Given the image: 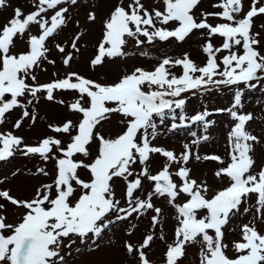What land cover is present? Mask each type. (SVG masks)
<instances>
[{"label": "snow or ice", "instance_id": "6c2138e0", "mask_svg": "<svg viewBox=\"0 0 264 264\" xmlns=\"http://www.w3.org/2000/svg\"><path fill=\"white\" fill-rule=\"evenodd\" d=\"M77 2L34 0V11L24 14L17 7L12 17L0 26V124L6 113L15 107L24 109L22 118L29 117L27 106L34 100L38 102L41 92L46 93L45 99L52 101L55 91H75L78 97L68 108L81 116L75 124L68 120L61 126L49 125L55 133L68 134L66 144L47 136L36 145H27L12 132L0 133V161L19 150L24 156L39 155L45 162L54 161L55 169L53 180L36 187L30 198H17L10 190L0 189V200L5 202L0 203V264H64L60 253L66 238L75 235L83 240L89 234L99 237L110 225L128 220L134 214L143 216L148 210L154 213L152 225H158L162 209L153 204L154 196L166 197L168 205L176 212L175 239L167 244L164 264H179L186 255V247L196 244L200 245L199 264H264V231L256 223L264 224V165L253 171L256 161L251 155L260 139L246 128L254 115L240 111L244 89H256L264 80V50L260 39L264 24L254 31V18L264 15V0H251L246 11L242 0H220L212 7L222 11L201 10L199 19L194 10L201 0H162V9L146 8L142 0H132L125 7L123 0H118L103 20L97 54L90 60L92 67L102 65L105 58L125 55L122 48L127 43L126 38L135 39L137 45L144 42L141 36L149 43L169 38L183 42L194 31H201L208 38L201 46L206 54L204 63L197 65L185 53L175 60L164 58L151 71L137 67L111 83H101L74 71L47 83H38L33 71L47 59L46 41L68 22L69 7L61 5L75 6ZM5 3L6 0H0V8ZM49 10H53V14L46 20L42 14ZM209 17H219L225 22L213 25L208 22ZM87 18L95 22L96 15L89 12ZM170 23L176 26L170 29L167 27ZM31 24L38 25L39 34L28 33L27 48L12 54L15 38H23ZM80 35L83 33L71 42V48L77 52ZM217 35L223 38L220 46L211 42ZM55 47L60 53L66 51L59 43ZM225 52L227 54L218 55ZM72 58L69 52L62 63L69 66ZM174 66L182 67L179 76L169 70ZM29 77L33 81L31 84ZM221 87L235 88L231 107L215 109L229 113L234 121L227 133V158L194 153L193 146L209 140L208 135L198 136L196 132L190 133L194 139L182 145L179 155L153 144L162 134L160 126L166 119L173 121L168 132L187 127L186 120L200 122L206 131L214 123L206 119L211 113L205 109L187 117L184 112L187 97L182 94L195 95ZM5 94H11L7 102L3 99ZM28 96L32 99H27V104L18 99ZM110 114L122 117V130L115 136L97 131ZM31 118L34 120L35 116ZM177 120L179 123L175 122ZM21 124L22 119H19L13 127L19 128ZM73 129L75 134H72ZM92 143L97 144L95 154L89 150ZM154 154L162 156L165 162L161 170L152 174L150 160ZM77 155L90 160L88 163L76 160ZM192 159L217 162L220 166L213 175L221 183L226 179L228 184L213 190L207 180L192 178V169L187 166ZM137 163L141 168L134 173L133 166ZM176 163L180 166L173 173L170 168ZM81 168L87 170V179L80 177L78 170ZM36 172L45 177L50 175L45 168H37ZM134 175L135 178L130 179ZM114 178L124 182L121 199L116 198ZM144 180L153 182L154 186L145 198H141L135 193L143 190ZM182 195L183 202L177 203ZM252 197L256 205L254 219L240 226L241 239L231 242L236 255L230 257L227 254L229 243L224 242V229ZM122 200L124 206H121ZM6 204L22 209L15 213L13 223L7 222ZM243 212H249V208L243 207ZM134 227L130 225L129 236ZM160 239L164 240L163 233ZM153 240V234L148 233L138 245L124 242L127 254L130 257L135 254V264H153L145 251Z\"/></svg>", "mask_w": 264, "mask_h": 264}, {"label": "rangeland", "instance_id": "374dc122", "mask_svg": "<svg viewBox=\"0 0 264 264\" xmlns=\"http://www.w3.org/2000/svg\"><path fill=\"white\" fill-rule=\"evenodd\" d=\"M118 0H78L75 6H68L69 13L68 22L62 26L53 37L46 41V46L49 51L46 53V60H42L39 67H36L33 74L36 76V82L47 83L56 78L63 77L68 72H77L80 75L97 80L101 83H111L117 80L121 75L132 72L135 68L140 67L145 70H153L164 58H182L185 53L189 54L197 65H202L206 59V54L202 51V45L208 39L201 31H194L183 42L176 41L175 38H169L167 41H160L159 39L149 43L145 37H139L142 44L137 45L135 39L126 38L127 43L123 46L122 51L125 55L115 58H105L102 65L92 67L90 60L97 54V45L102 38L103 20L108 16L110 10ZM132 0H123V5L126 7ZM220 0H201V3L194 10L197 18H201L199 13L201 10L205 12H218L222 11L219 8H213L212 5L219 3ZM146 8L152 7L163 8L162 0H142ZM245 11L250 7L251 0H242ZM19 7L24 14H28L35 10L34 0H6L5 5L0 8V26L6 23L13 15V10ZM94 12L96 15L95 22L88 20V13ZM53 14V10H49L47 14H42L44 19H49ZM256 28L254 31L259 30V25L264 24V15L254 18ZM209 23L215 25L216 23L225 22L219 17H209ZM160 26V25H158ZM174 23H170L167 27L170 29L175 27ZM28 33L38 35L39 28L36 24H31L28 31L23 38L17 37L14 40V46L11 49L12 54H19L27 48ZM79 36L77 47L79 51L71 48V42L78 34ZM261 49L264 50V31L261 32ZM211 42L214 46H220L223 38L213 36ZM61 44L65 47V53H60L55 44ZM236 50V49H234ZM71 52L73 58L69 66L62 63V59L67 53ZM227 54L221 53L218 55ZM55 61V63H49ZM167 67V66H166ZM169 70L175 75L179 76L182 73L181 66L170 67ZM56 74V76L53 75ZM28 83H33L31 78H28ZM243 88V85L240 86ZM264 80L261 81L260 86L256 89H244L241 102L243 113L251 112L254 119L246 124L247 130L257 135L260 143L254 145L253 155L256 166L253 171L259 169L264 165ZM235 88L221 87L220 89H212L206 92H197L192 95L191 92L182 94L187 97V102L184 108L185 115L190 117L192 114L202 112L207 109L211 115L206 117L214 123L205 131L200 122L185 123L187 127H182L172 132H168L167 128L173 122L171 119H166L164 125L160 126L159 135L153 144L165 147L166 149L173 150L177 155L182 151L184 143H191L194 139L190 135L191 132H196L198 136L208 135V141H202L200 144L192 147L194 153H199L201 156L206 154H217L221 157H226L228 141L227 133L233 126L234 121L227 112H216L218 108L231 107L234 102ZM46 93H38L39 100L33 101L31 105L27 106L30 116L22 118L24 109L15 107L10 112L6 113L4 122L0 124V133L12 132L13 135L23 138V143L27 145H36L38 142L47 136H53L61 139L65 144L69 141L68 134L55 133L51 130L49 125L61 126L63 122L71 120L73 123H78L81 118L80 114L70 111L68 105L71 104L77 97L78 93L75 91H55V99L49 101L45 99ZM4 101L7 102L11 99L10 95L4 96ZM21 103L27 104V98H18ZM64 101V103H60ZM180 112L179 109L176 110ZM35 116L33 120L31 117ZM22 119V124L19 128H14L17 120ZM122 117L119 114H110V118L102 122V127H98L97 131L105 136H115L122 130L120 123ZM179 123V121H175ZM72 134H75L73 129ZM2 147V145H0ZM89 150L95 154L97 144L92 143ZM76 160H84L88 163L90 158H84L80 155L75 157ZM165 159L159 154H154L150 160V171L155 174L162 169ZM180 165L173 164L170 171L173 173ZM192 169L191 177L198 181L207 180L208 184L213 190L220 189L228 184L225 179L223 183L216 180L213 173L220 166L214 161H200L195 159L190 160L187 165ZM37 168H45L50 173L48 177L43 176L36 172ZM141 166L139 163L133 166L134 173H138ZM82 179L88 178L87 170L81 168L78 170ZM55 175L54 161H43L39 155L24 156L19 150L14 152V155L4 161H0V189L10 190L11 195L17 198H30L35 191V188L42 183H50ZM130 177V179H134ZM173 179L179 183V179L173 176ZM74 183V182H73ZM114 188L116 191V198L121 199L122 186L124 184L122 179L113 180ZM153 182L147 180L143 181V190L137 191L135 195L145 198L146 193L153 188ZM211 193H209L210 195ZM184 200L183 195L178 198L177 203H182ZM152 202L156 207L162 209L161 222L153 226L151 217L154 214L152 210H148L143 216L133 215L130 219L125 221H118L99 236L96 237L89 234L86 239H81L78 236L72 235L64 240V247L61 248V255L64 257V264H135L134 256L130 257L124 247V242L128 241L134 245L142 242L145 234L151 233L154 240L150 247L145 251L148 258L153 264H164V253L167 250V244L172 243L175 239L174 230L177 225L175 219L176 212L173 207L168 205L166 197H153ZM0 203H5L0 200ZM121 206H124L122 200ZM8 209L7 222L13 223L15 220V213L22 211L16 209L10 204H6ZM243 207H248L249 212H243ZM240 210V214L231 218L229 224L225 227L224 242L229 243V250L227 254L230 257L236 255L231 249V242L241 239L240 226L253 221L255 214V197H252L247 204ZM203 214V213H201ZM257 227L264 231V224L258 221ZM130 225L132 234H127ZM163 233L164 240L160 239ZM7 234V233H5ZM210 234L211 230H210ZM69 241H73L69 243ZM200 245H189L186 247V255L180 259L179 264H199Z\"/></svg>", "mask_w": 264, "mask_h": 264}]
</instances>
